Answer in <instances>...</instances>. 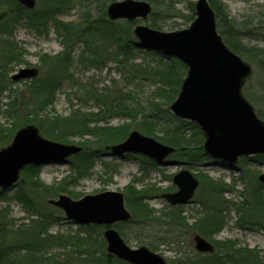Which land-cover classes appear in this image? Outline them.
Listing matches in <instances>:
<instances>
[{
    "label": "rangeland",
    "instance_id": "374dc122",
    "mask_svg": "<svg viewBox=\"0 0 264 264\" xmlns=\"http://www.w3.org/2000/svg\"><path fill=\"white\" fill-rule=\"evenodd\" d=\"M45 1L47 0H36L33 8L35 10L34 17L37 10L44 9V6L47 4ZM112 1L120 0H64V2L62 0H55V2L59 3L60 7L54 15V19L46 22L44 28L39 27V29H35L31 23L30 25L26 24V18L17 20L13 24L11 39L21 47L23 61L18 65L12 63L11 66H14L8 76L24 66L35 67L38 71V78L42 82L44 80L47 81L48 77L46 74L48 66L45 63L47 61L45 57L54 56L65 50L62 37L57 31L55 22L77 23L86 17L90 20H95L102 15V12H105V19L109 20L106 15V8ZM145 1L149 2V0ZM155 1L158 6L155 7L149 2L151 12L146 19L137 18L131 21L133 23L131 32L135 24L149 25V18L153 14H155V17L159 16L161 20V27L156 28L159 31H174L188 27L191 21L183 16L179 17L177 12L190 15L191 12L188 7L192 4L193 8L195 0H173V8H170L173 13L171 15H164L162 18L159 14H161L164 5L169 4V2L171 4V0ZM215 1L222 4L228 18L236 23V27L240 32V41L243 44L251 47V50L253 49L255 52L264 49V0ZM122 20L125 19L122 18L113 21ZM221 36L222 38L224 37L222 34ZM137 43L138 40L136 39V44L132 46L131 58L128 61L119 63L117 57L114 58L111 55L114 48L107 47L109 55L105 56L103 61H99L97 64L80 60L83 44L80 41L73 43L72 47L68 48L70 55L68 70L71 77L70 79L56 80L53 83L51 82L52 79H49L50 81L48 82L53 84L51 87L53 91L52 103L44 108V114H48L49 119L56 116L58 118H66L70 116L72 111L77 110L76 118L82 119L85 117L88 118L86 119L88 121L90 120L89 118L92 119L88 124L84 123L85 126H89L90 128L117 127L127 124L129 118H125L123 114L116 110L117 107L114 106L138 104L142 109L144 108L146 113L155 116L157 122L155 128H153L154 136L144 134L139 129L134 128L133 124L129 132L133 129L138 130L140 133L161 142V137L166 132L171 131L175 127L174 125H178L179 123L184 126V132L189 134L194 123L180 119L170 111L169 104L174 99L170 101L168 99L173 98L174 93L167 98L164 95L165 93L161 94L160 92H156L158 87H162V91L165 92L168 84L158 79L159 74L152 75L153 71H164L167 69L165 68L164 62L170 64L172 59L175 58L166 56L160 51L139 47ZM88 53L83 54L88 56ZM240 57L252 67V73L244 84L248 86L251 96L247 97L244 95L256 112L261 110L264 113V71L257 66V57ZM120 59L122 60L121 57ZM141 68L145 69V73L148 72V75L140 74L139 70ZM185 71L186 66L185 70L183 69L182 71L180 69L179 71L182 79ZM25 83H29V79L16 83L9 81V86L2 90L0 94V126L9 128L15 123L27 119L26 115L33 101L28 90L25 88ZM91 86L99 92L109 93V97L114 99L111 106L113 109H109L106 112V109L101 110L104 106L100 105L94 99L83 97L85 90ZM43 87V89H47L46 85ZM257 96H262V99H259ZM22 104L28 106L23 112L20 110ZM16 108L18 111L15 114L13 111ZM136 111L137 108H133V112ZM32 117L29 116L28 119ZM139 117L138 115L136 120ZM83 120L86 122L85 119ZM50 125L48 124L49 127ZM43 132L39 129V133L47 138ZM83 141L86 142L84 151H86V154H91L90 158L92 160L88 174L78 175L76 165V162L80 161L78 154L68 157L67 162H49L38 165L36 178L42 184L47 185H55L58 182L64 181L66 183L65 189L63 188L65 192L60 194H65L72 199L106 190L120 191L124 194L127 210L132 214H134V210L138 211V207L141 208L146 205L151 210L150 219H143L142 221L139 219V223L137 221L129 222V220L112 224V227L119 233L127 246L133 249L139 246H145L161 255L168 264H174L173 260L179 259L180 254L173 250L170 245L163 242L177 239L182 240L181 246L183 249L187 248L186 244H188V248H193L192 236L197 233L196 229L190 227L179 229L167 224L162 215L169 212L172 206L160 196L162 192H169L175 189V185L172 182V175L181 169H187L198 179L199 185L189 202L175 205L174 207L186 218L188 225H191L201 217L205 210L201 201H205V198L202 197L204 189L208 191L209 188L204 179H211L215 183L220 184L222 182L223 184L224 191L221 194V198L225 200L221 212L223 224L218 232L208 238L204 236L214 244V251L216 249V254L220 256L219 264H235L231 260V255H226V252L222 250V244L224 243H228L234 248L253 250L254 253L256 252L258 254L264 264V223L261 224V222L255 220H251L249 223H238L239 217L243 214V208L249 199L250 186H252L254 180L257 181L256 178L259 174L264 173V154L239 157L233 166H229L224 160L208 155L203 150L199 153L196 151L195 154L191 153L189 155L174 152L165 159L166 163L159 164L153 159L139 153H124L121 156L106 155L105 150L95 142V138L86 133L68 135L67 141L64 143L80 145ZM98 149H102V151L96 152L95 150ZM93 150L95 152H92ZM21 177L20 172L18 180ZM16 188V185H13L4 190L0 189V208L6 207L8 209L7 220L15 226L22 223L26 224L31 218L33 219L38 216L34 213L29 214L24 210L22 204L15 198ZM143 189H148V194L152 195L150 197H144L142 204L138 203L136 205L137 203H135L134 205L135 200L130 194H134ZM156 190L159 192L156 193ZM260 191L264 205V184L260 185ZM126 197L132 203L134 209L129 205ZM53 198H57V196ZM37 202L54 213V219L48 228L49 232H61L62 234L77 233L85 238L90 237L95 243L99 242L100 237L102 238V232L105 228L104 225L86 227L90 224H78L66 218L60 208L49 204L46 199H37ZM151 242L158 246V248H150ZM101 251V247H99L98 253ZM39 252L41 255L47 254V256V252H50L49 254L56 253L61 263L72 264V262L64 260L66 259V255L63 254L65 253L63 248L44 247L42 249L39 248ZM98 253L97 255H99ZM72 256L74 257L75 255ZM99 256L97 257L100 263L95 262L94 264H121L115 260L107 261L104 255ZM82 264L93 263L92 261L86 260L82 261Z\"/></svg>",
    "mask_w": 264,
    "mask_h": 264
},
{
    "label": "trees",
    "instance_id": "16d2710c",
    "mask_svg": "<svg viewBox=\"0 0 264 264\" xmlns=\"http://www.w3.org/2000/svg\"><path fill=\"white\" fill-rule=\"evenodd\" d=\"M64 2V0H62ZM47 4L44 9L37 10L34 17L35 10H26L16 0H0V11H7V18L0 22V94L3 89H6L9 85L10 76H8L10 70L14 65L22 63V49L19 45L14 42L12 38L13 24L21 19L26 18V24L35 27V29L44 28L46 22L50 19H54V15L57 13L60 7L58 2L55 0L45 1ZM153 6H158L155 0H149ZM174 1L171 0V4H166L162 8V18L164 15H171L173 11ZM209 3L214 10L216 18V28L222 34L224 42L227 46L235 53L246 58L257 57V66L264 71V49L255 52L251 47L243 44L240 41V32L236 27V23L229 19L224 11L221 3L215 0H209ZM191 14L184 15L181 12H177L179 17L183 16L190 21L194 18V11L192 4L188 7ZM9 13V14H8ZM156 13V12H154ZM153 14L149 18V26L158 29L161 27V20ZM35 19V22H34ZM55 21V20H54ZM58 33L62 37V43L65 46V50L57 53L54 56H46L47 61L45 63L48 66L47 77L48 80L42 82L38 76L29 80V83H25V88L32 99V103L29 106L27 119L19 123H15L9 128L0 126V147L5 146L9 143L15 130L25 124H35L47 138L66 142L67 136L72 134H90L95 138L97 145L99 144L102 149L108 144L120 142L126 138L130 127L134 125V128L139 129L144 134L154 136L153 128L156 126V119L154 115H150L144 111L138 104H121L117 107V111L124 115L125 118H129V122L124 125L117 127H94L90 128L85 126L90 120L88 118L78 119L77 110L72 111L69 117L58 118L52 117L49 119L48 114H44L45 107L52 103V83L53 81L60 79H70L71 74L68 70V64L70 61V55L68 48L72 47L73 43L80 41L83 44L81 49L80 60L87 63L97 64L99 61H103L105 56L109 55L107 47L114 48L112 56L117 57L119 63H124L131 58L133 45L136 44V39L131 32L132 22L127 20L122 21H110L105 19V12L95 20H90L87 17L78 21L77 23H65L55 22ZM89 52V53H88ZM83 53H88L85 56ZM122 58V60L120 59ZM14 64L11 66V64ZM26 64V63H24ZM164 71L156 70L152 72V75L159 74V80L168 84L166 91H162V87H158L156 92L164 94L167 98L172 96L173 98L168 99L169 101L174 99L176 92L179 91L180 84L182 81L181 75H179L180 69L185 70V66L178 60L172 59L170 64L165 63ZM138 68V67H137ZM139 70V69H138ZM140 74L148 75L145 73V69L139 70ZM151 73V72H149ZM143 77V76H142ZM49 79H52L51 82ZM162 84V83H161ZM164 84V86H165ZM44 85L47 89H43ZM46 88V87H45ZM243 93L249 97L251 96L247 85L243 86ZM83 97H89L104 106L101 110L106 112L109 109H113L112 103L114 99L109 97V93L99 92L97 89L88 88L85 90ZM262 99V96H257ZM264 100V99H263ZM15 103V102H13ZM26 103V102H25ZM16 104V103H15ZM264 104V101H263ZM17 106V105H16ZM132 106V107H131ZM137 108L136 112H133V108ZM28 108L27 105L22 104L20 110L23 112ZM18 109L13 111L15 114ZM100 111V110H99ZM264 111V110H263ZM98 115V114H97ZM140 116L138 120L137 116ZM257 115L264 119V113L261 110L257 111ZM29 116H33L28 119ZM171 118V117H170ZM85 119L86 122L83 120ZM173 119V118H172ZM61 121V122H60ZM97 122V121H95ZM45 123V124H44ZM48 124H51L50 127ZM133 124V125H132ZM47 125V126H45ZM171 131L166 132L161 137V143L168 144L175 148V152L184 153L189 155L191 153H199L202 151V132L195 125L192 124L191 131L189 134L184 132V126L182 124L174 125ZM46 127V128H45ZM83 129V130H81ZM76 131V132H75ZM78 131V132H77ZM87 141V140H85ZM83 141L80 145L83 147L79 153L80 161L76 162L78 175L89 173V166L92 163L90 158L91 154H86L84 145L86 142ZM88 143V142H87ZM102 149L95 150L96 152L102 151ZM88 151V150H87ZM91 151V150H90ZM94 150L92 152H95ZM38 165H28L21 171V178L18 180L16 185L15 198L19 200L25 211L29 214H37L36 218H31L28 223H22L17 226L10 223L7 220L8 209L0 208V264H63L57 257L58 254L53 253L41 255L39 248L44 247H56L63 248L66 255V259L72 264H82V261H92L100 263L99 255H104L107 261L115 260L121 264H128L122 260L115 258L113 255L106 253L105 241L103 237H100L99 242L95 243L90 237L85 238L79 234H62L61 232L51 233L48 231L50 223L53 221L54 213L37 202V199H48L57 196L58 194L65 192V182H58L55 185L42 184L37 178ZM209 190L205 191L203 198L205 201H201L202 206L205 207L203 215L199 217L194 223L188 225L186 218L182 216L181 212L172 206L166 214H163V218L166 223L179 229L192 228L196 229L197 233L202 236L210 237L212 234L219 231L223 224L222 210L225 200L221 198V194L224 191L222 182L220 184L213 182L211 179H204ZM260 183L254 180L249 190V199L243 208V214L239 217L238 223H249L251 220L264 223V205L262 195L260 191ZM64 188V189H63ZM148 189H143L130 196L133 197L134 205L142 204L143 198L150 197L152 194H148ZM159 192L156 190V193ZM71 193V192H68ZM154 193V194H156ZM72 195V194H71ZM126 200L128 198L126 197ZM129 205L132 207V203L129 201ZM136 207V206H135ZM133 208V207H132ZM144 208V209H143ZM146 205L141 208H137L138 211L134 210L131 221H137L139 219H150L151 210L146 209ZM134 209V208H133ZM86 227H93L88 225ZM85 227V228H86ZM91 236V235H90ZM166 241V240H165ZM182 240L171 239L167 242H163L172 247L173 250L180 254V258L173 260L174 264H219L220 256L216 254V249L211 254H203L195 251L192 247L182 248ZM101 247V252L98 253V249ZM104 247V248H103ZM222 250L226 252V255H231L232 261L235 264H263L258 254L253 252L251 249L234 248L230 244H222ZM152 249L158 248L153 242H151ZM97 253L99 255H97ZM72 255H75L74 257ZM44 256H46L44 258ZM98 256V257H97ZM177 261V263H176ZM108 263V262H105Z\"/></svg>",
    "mask_w": 264,
    "mask_h": 264
},
{
    "label": "water",
    "instance_id": "95a60500",
    "mask_svg": "<svg viewBox=\"0 0 264 264\" xmlns=\"http://www.w3.org/2000/svg\"><path fill=\"white\" fill-rule=\"evenodd\" d=\"M17 1L28 10L36 2ZM193 8L195 17L186 28L159 31L145 24H136L132 32L140 47L175 57L187 67L180 90L169 109L176 117L194 122L200 128L206 154L233 166L240 156L264 154V121L242 93L252 67L223 42L208 0H195ZM150 11L151 5L144 0L112 1L106 8L110 20H144ZM6 14L5 10L0 12V22ZM37 73L35 67H23L10 78L18 82L31 79ZM105 149L106 155L139 153L159 164L166 163L165 158L175 151L172 146L137 130H131L123 141L109 144ZM81 150L80 145L47 139L39 133L36 125L25 124L15 131L9 144L0 148V189L12 186L27 165L67 162L68 157ZM257 179L264 184V173ZM172 182L176 190L161 194L170 205L189 202L199 184L187 169L173 174ZM47 202L60 208L66 218L78 224L111 225L131 218L120 191L106 190L78 199L59 194ZM102 235L106 251L121 260L130 264H167L161 255L145 246L135 249L127 246L112 227H107ZM192 240L196 251L213 252V244L203 236L195 233Z\"/></svg>",
    "mask_w": 264,
    "mask_h": 264
}]
</instances>
